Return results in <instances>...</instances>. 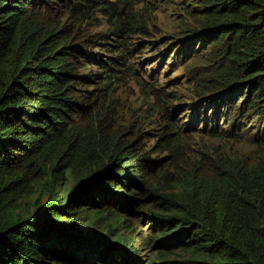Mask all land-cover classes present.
Returning a JSON list of instances; mask_svg holds the SVG:
<instances>
[{
	"label": "trees",
	"instance_id": "obj_1",
	"mask_svg": "<svg viewBox=\"0 0 264 264\" xmlns=\"http://www.w3.org/2000/svg\"><path fill=\"white\" fill-rule=\"evenodd\" d=\"M154 7L195 26L155 52L201 70L194 99L245 90L211 134L249 150L192 147L181 93L144 78L122 107ZM0 264H264V0H0Z\"/></svg>",
	"mask_w": 264,
	"mask_h": 264
},
{
	"label": "rangeland",
	"instance_id": "obj_2",
	"mask_svg": "<svg viewBox=\"0 0 264 264\" xmlns=\"http://www.w3.org/2000/svg\"><path fill=\"white\" fill-rule=\"evenodd\" d=\"M142 2H146V0H141ZM160 1V0H159ZM162 1H174V0H162ZM151 32L150 36L145 37V39L136 38L135 42L136 50L133 51L134 57L133 59L136 61H142V65L138 66L139 75L137 76L138 79H129L117 92L115 96L120 98L121 103L128 106H140L141 103V95H140V88H139V80L145 81V85L150 86L152 84L162 85L163 88H167L168 84L171 80L175 79V77H178L177 84H187L188 80H192V74L201 72L199 68H193L190 70V72H187L185 65H175V67L170 66V62L172 61L169 58H165L160 55H156L155 52H158L162 45L166 49H171L175 43L176 38L174 37V33L180 31L181 28L186 26L189 28H195L193 23L190 21V18L184 14H178L179 11L177 8H171L166 7L163 9H158L154 7L151 11ZM185 19L182 21L180 25H178L179 19ZM200 30L196 29L194 34L190 33L189 35L185 34V37H187V42L189 45L196 44L199 46L201 36L198 34ZM140 42V44H138ZM145 45V47H143ZM143 48L146 49V51L143 50ZM144 51V52H143ZM154 52V54H153ZM166 64V65H164ZM181 95L189 97L188 100V106L189 109H194L201 101L195 100L193 98V95L188 92L181 93ZM142 107L145 105L142 104ZM131 110H126L125 108H122L120 114L124 117V122L126 121V124H129L131 121ZM133 111V110H132ZM180 117L177 118V123H180L185 119L184 115H179ZM153 126V125H152ZM148 143L151 144V146L154 145L156 142H160L158 137L154 134L149 135ZM187 139L190 141L191 146L193 147H200V146H209V145H228L231 144L235 148H242L243 151L249 150V139H245L242 142L239 141H232V142H223L220 139L217 138H211L209 136L205 135H192L187 136ZM129 218L132 220V224L136 225V229L134 232L139 231L141 234L140 236L143 237L147 235L149 230L145 228L144 224L138 220V214L135 216H129ZM141 229V230H139ZM151 231V230H150ZM138 233H136L137 235ZM139 236V238H141ZM168 247H157L153 243L151 247L143 248L141 250L142 253L148 254L149 249H151V252H154L155 250H162ZM188 255L184 254V252L178 251L174 252L170 255L172 258H187Z\"/></svg>",
	"mask_w": 264,
	"mask_h": 264
},
{
	"label": "clouds",
	"instance_id": "obj_3",
	"mask_svg": "<svg viewBox=\"0 0 264 264\" xmlns=\"http://www.w3.org/2000/svg\"><path fill=\"white\" fill-rule=\"evenodd\" d=\"M199 46L194 44V50H197ZM163 57L169 58V55H167L165 52L161 53ZM181 65V62H176L172 67H175V65ZM166 65V64H164ZM171 66V63H170ZM190 72V71H187ZM192 80H188L187 84H177L175 82H169L168 87H170L172 90L176 91L177 93H193L194 86L197 82V78L194 77V74H192L191 77ZM229 88V87H228ZM245 93L244 89H241L239 87H235L231 90H223L211 93L209 97L207 98H196L195 100L201 101L194 109H189L188 106V100L189 97L183 96L181 97V101L178 106V112H173V115L175 118H179V115H186L185 119L178 123L183 128L190 127L194 128V131L196 134H190L192 135H205L208 136L207 133H210L211 138H217L212 136L211 133H217L224 130H237L239 129V125L237 122V119L234 115V111L231 107V99L232 97H240ZM206 102L208 103V108L206 109V112L203 110V106H206ZM197 108H200L196 110ZM204 112V113H203ZM178 120V119H177ZM246 124V123H245ZM209 132H207V130ZM234 141L242 142V140H238L236 138H232ZM232 142V141H231Z\"/></svg>",
	"mask_w": 264,
	"mask_h": 264
}]
</instances>
